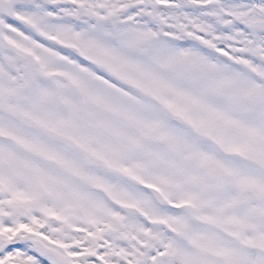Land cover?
Here are the masks:
<instances>
[{
  "label": "rangeland",
  "instance_id": "obj_1",
  "mask_svg": "<svg viewBox=\"0 0 264 264\" xmlns=\"http://www.w3.org/2000/svg\"><path fill=\"white\" fill-rule=\"evenodd\" d=\"M166 1L0 0V264L232 263L214 217L232 225V183L200 167L232 175L250 147L203 120L227 127L232 91L264 94V0Z\"/></svg>",
  "mask_w": 264,
  "mask_h": 264
},
{
  "label": "flooded vegetation",
  "instance_id": "obj_2",
  "mask_svg": "<svg viewBox=\"0 0 264 264\" xmlns=\"http://www.w3.org/2000/svg\"><path fill=\"white\" fill-rule=\"evenodd\" d=\"M238 95L232 100V143L250 139L253 130L244 120L264 104L261 96L252 99L250 92ZM260 130L264 136V128ZM227 229L232 232V264H264V151L260 148L243 157L232 155V225Z\"/></svg>",
  "mask_w": 264,
  "mask_h": 264
},
{
  "label": "bare ground",
  "instance_id": "obj_3",
  "mask_svg": "<svg viewBox=\"0 0 264 264\" xmlns=\"http://www.w3.org/2000/svg\"><path fill=\"white\" fill-rule=\"evenodd\" d=\"M166 2H167V6L172 7V5H171L172 4V1L171 0H167Z\"/></svg>",
  "mask_w": 264,
  "mask_h": 264
}]
</instances>
